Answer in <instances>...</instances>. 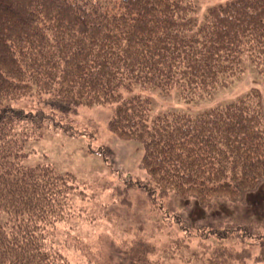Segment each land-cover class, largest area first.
Wrapping results in <instances>:
<instances>
[{"label":"trees","instance_id":"trees-1","mask_svg":"<svg viewBox=\"0 0 264 264\" xmlns=\"http://www.w3.org/2000/svg\"><path fill=\"white\" fill-rule=\"evenodd\" d=\"M196 10L195 0H0V264L69 263L56 235L60 222L78 214L76 176L26 165V147L43 126L78 135L66 116L95 106L111 110L108 128L117 138L143 147L138 167L146 176L122 175L120 204L130 205L128 192L140 190L152 210L171 211L186 232L215 240L205 264L250 259L226 242L255 237L264 218L193 219L191 200L203 211L217 199L264 200L261 89L196 115H152L153 99L142 94L177 88L185 100L208 97L245 74V59L264 82V0H225L201 22ZM25 100L39 108L19 106ZM90 151L120 170L111 149ZM172 195L186 202L183 213ZM137 235L123 248L127 264H159L156 244Z\"/></svg>","mask_w":264,"mask_h":264},{"label":"rangeland","instance_id":"rangeland-1","mask_svg":"<svg viewBox=\"0 0 264 264\" xmlns=\"http://www.w3.org/2000/svg\"><path fill=\"white\" fill-rule=\"evenodd\" d=\"M224 1L195 0L197 10L193 18L201 22L209 7ZM244 67L245 74L241 78L229 86L218 88L208 97L185 100L177 88L168 94L156 89L145 90L142 94L153 99L152 115L166 111L200 114L237 98L254 86L260 88L264 96V82H261L253 64L245 59ZM19 106L39 108L29 100L20 102ZM110 117L111 110L106 107H78L75 113L66 116L68 123L80 131L78 135L70 136L43 126L39 137L30 139L26 147L30 152L24 160L26 165L49 164L60 173L71 172L76 176L78 188L72 200L78 214L60 222L56 235L58 246L69 259L68 264H127L123 248L133 243L137 234L156 244L157 252L153 258L159 264H189L184 263L187 259L192 264L193 260L195 264H205L217 245L215 240H202L196 229L186 232L171 211L152 210L146 195L140 190L128 192L130 205L118 201L116 188L123 187L122 175L145 178L146 174L138 167L143 156L142 145L117 138L108 128ZM100 145L113 151L114 162L120 169L118 172H113L112 161H105L100 154L90 151V148ZM259 193L264 198V186ZM171 198L177 213H183L186 202L175 195ZM250 202L245 206L224 198L217 199L210 210L203 211L191 200V218L226 214L239 223H248L249 218L237 217L264 218V200L257 204L256 199ZM183 218V222L187 221L185 215ZM259 230L261 232H255V237L244 242H226L233 250L250 257L244 264H264V246L257 240V233L264 238V225Z\"/></svg>","mask_w":264,"mask_h":264}]
</instances>
